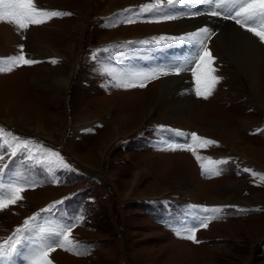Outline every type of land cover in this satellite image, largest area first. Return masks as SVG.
Returning a JSON list of instances; mask_svg holds the SVG:
<instances>
[{"label":"rangeland","instance_id":"rangeland-1","mask_svg":"<svg viewBox=\"0 0 264 264\" xmlns=\"http://www.w3.org/2000/svg\"><path fill=\"white\" fill-rule=\"evenodd\" d=\"M121 1L35 0L38 7L71 15L27 30L0 22V60L20 54L23 45L27 58L40 61L0 73V143L11 139L8 133L31 139L38 147L59 152L71 166V170L49 171L20 158L9 165L4 183L10 174L18 173L20 179L37 186L24 191L17 204L0 210V243L37 213L33 233H38L39 227H56L83 216L72 239L87 248L88 254L57 248L51 253L53 264H264V167L249 165V159L241 160L236 153L229 155L221 144L209 145L198 148V153L227 163L216 166L220 175H206L191 152L161 150L168 143H184L193 131L165 122L168 103L155 107L156 111L148 114L150 120L148 115L143 120H117L124 111L138 114L161 77L144 88L121 89L112 86L105 70L156 67L133 56L130 44L149 41L147 44L155 45L154 38L164 37L179 20L175 16L168 24L162 19L164 14L151 13L158 0ZM145 6L150 12L141 11ZM126 18L136 22L124 23ZM223 26L216 28L221 31ZM39 40L44 51L37 53L35 43ZM183 41L175 48L176 56L182 62L191 61L192 52L196 56L200 49L197 51L190 40ZM262 46L264 51V43ZM104 48L108 51H99ZM53 59L57 63H51ZM225 65L219 60L214 63L222 79L206 100L196 97L188 71L190 89L185 92L184 113L177 122L187 126L201 117L219 120L241 139L264 150L260 101L249 98L245 85ZM59 77L67 79L66 86L58 87ZM260 80L264 84V59ZM17 105L26 112L20 114ZM29 110L43 124L41 130L30 125ZM245 121L263 123L246 131ZM0 151H7L6 146ZM8 160L5 155L3 162ZM179 163L188 172L184 179L169 183V175ZM244 168L251 171L244 172ZM215 193L226 203L209 205L207 199ZM57 201L63 203L52 212H41ZM201 207L222 211L203 213ZM207 215L216 218L206 229L199 228V243L175 234V227L192 226L198 223L194 217ZM24 246L29 250L27 242ZM25 255L24 250L18 263L26 264Z\"/></svg>","mask_w":264,"mask_h":264},{"label":"snow or ice","instance_id":"snow-or-ice-1","mask_svg":"<svg viewBox=\"0 0 264 264\" xmlns=\"http://www.w3.org/2000/svg\"><path fill=\"white\" fill-rule=\"evenodd\" d=\"M201 4L214 5L209 9V14L214 17H221L223 20L234 21L241 29L251 33L257 37L260 43H264V0H198ZM169 5L173 4V0H167ZM150 8L145 6L141 9L142 12L149 11ZM131 11V10H126ZM159 11V10H157ZM198 14V13H197ZM71 15L66 11L48 10L38 7L35 0H0V22H7L15 25L20 30H27L33 25H42L52 18L65 17ZM174 15L166 14L162 16L163 20L175 19ZM124 23H134V18H126ZM158 22V21H157ZM114 26V25H110ZM215 35L214 31L204 27L197 32L188 34L184 37L193 43H198L200 51L196 53V57L191 61L179 62L175 65L167 67L156 66L145 69H119L105 70V74L111 77L112 86L121 89L144 88L147 84L160 77L169 75H180L182 72L191 71V75L195 84V95L197 98L208 99L215 86L219 83L222 77L216 74V68L213 66L216 57L205 43ZM168 39H176L175 37H160L154 38L155 43L160 44ZM141 43H149L142 41ZM20 54L7 57L5 60H0V73L12 72L14 68L21 66H31L39 63L36 59L27 58L24 53V46L20 45ZM99 51H108V48ZM95 58V57H94ZM51 63L57 61L53 59ZM163 127V126H161ZM11 139H3L0 143V149L6 146L7 151H0V210L6 209L11 205L17 204L23 199L22 193L28 188H35V182H29L25 179H20L18 173H12L17 178L4 183L6 170L11 163H14L17 158L23 159L25 162H34L32 167L46 166L49 171L68 169L71 166L65 162L63 156L59 152L45 148L43 145L39 147L36 143L27 138H21L11 133L7 134ZM183 135V133H181ZM190 142L185 140L184 143H168L161 150H185L192 153L197 162L200 164L202 173L206 175H220V171L216 166L227 163L225 160L213 159L211 157L201 156L197 149L207 148L209 145H215L217 142L198 135L195 132L190 134ZM8 155L9 160L4 161V156ZM206 161V162H205ZM244 172L251 171L249 168H244ZM254 176L257 173H252ZM264 180V175L261 176ZM63 201H57L53 205H49L41 212H52L55 207L62 204ZM193 208L200 206H191ZM203 213H219L222 211L219 207H201ZM37 213L33 217L27 218L22 227H18L12 236L8 237L4 243H0V264H14V257L18 253V247L28 244V254L26 256V264H53L50 258L51 253L57 248L72 252L77 255L88 254L87 248H81L76 241L72 239V232L75 226L84 220L83 216L78 217L66 224L56 227L43 228L39 227L38 233H33V229L37 228L35 221L39 217ZM216 218L212 215L204 216L202 219L194 217L198 220L197 224L192 226L175 227V234L183 239L190 240L194 243H199L196 233L199 228H207L208 222Z\"/></svg>","mask_w":264,"mask_h":264},{"label":"bare ground","instance_id":"bare-ground-1","mask_svg":"<svg viewBox=\"0 0 264 264\" xmlns=\"http://www.w3.org/2000/svg\"><path fill=\"white\" fill-rule=\"evenodd\" d=\"M123 1L128 0H122L121 2ZM158 1V5H155V7L152 8V12H158L164 15L170 14L179 17V20L176 23L175 27L163 35L166 38L175 37L176 39H168L166 42H161L160 44L155 43V45H145L140 43L139 41L133 42L130 44L132 55L142 61L150 62L155 66L167 67L170 65H175L179 62H182L181 58L176 56L178 53V49L175 50V48L179 47V42H184L183 40H186L184 39V37L188 36V34L195 33L199 29L207 27L215 33V35L212 36V39H208L205 41L213 56L216 57L215 64L218 60L226 64V68L231 69L235 76L239 78V81H241L245 85L246 90L250 96L249 98L253 96L254 98L256 97L258 101H260L261 108H263L264 110V84H262L260 80L264 51L262 48V43H260L259 39L257 37H254L251 33L245 31L244 29H241L234 23V21L229 20V22L223 20L221 17L219 18L211 16L208 9L209 5L207 6L206 4H201L198 2V0H173L172 5H169L167 3V0ZM128 2L124 4L128 5ZM166 21L168 22V24L172 22V20ZM163 23L166 22L164 21ZM221 24H223L224 26L222 27L221 31H219L216 26H221ZM79 27H81V25L78 24L77 30H79ZM139 35L141 34H136V36ZM117 38L122 39L129 37L118 36ZM35 44L37 53H39L40 51H44L42 50L44 47L42 41L39 40ZM192 45L196 47L197 51L198 49H200L198 43L192 42ZM182 54L185 56V53ZM191 57L192 59L196 57L193 52ZM184 61L187 60L183 59V62ZM189 76L190 75L188 71H186L182 72L180 75H169L166 77H161V81L157 83L155 87H152L151 92L149 91L150 94L145 97V101H143V103L141 104L142 108L138 114L131 113L130 111H124L119 114L117 120L120 122H124L125 120H127V118H140L141 120H143L148 114H153V112L156 111L155 107H163L165 103H168L165 111L166 116H164V118H166L165 122H176L175 125L177 127H182L185 129L189 128L190 131L193 130L192 132H195L202 137L216 141L217 143L215 145L221 144L222 147L229 150V155L232 156L236 153V156H238L241 160H243V158L249 159V165L255 164L259 165L260 167H264V165L262 164V161L264 160V150L262 148L259 149L253 146L250 143L252 141L247 142V140H244L243 138L241 139L237 131L223 125V123L219 122V120L201 117L199 118V121L195 122L194 124L189 123L187 124V126L181 125L177 122L179 115L184 113L183 105L185 103H182V100L187 97L185 95V92L190 89ZM56 83L58 87L66 86L67 79L59 77ZM225 93L227 94V91ZM169 96H171L170 99L168 98ZM15 108H18V112L21 114V111L23 110L21 106L17 105V107ZM109 108L110 107H108V109ZM23 112L26 111L23 110ZM28 113L30 114L29 116L32 119H28L29 121H31L30 125L36 126L37 130H41L43 124L39 121L36 114L32 111L30 112V110ZM20 118L23 119V114ZM150 118L151 117L149 116L148 119L150 120ZM5 121L12 124L11 119L5 118ZM36 123H38V125ZM260 123L262 124L263 121H245L244 128L246 131H252L255 130ZM30 125L26 126L30 128L33 127ZM187 133L188 132H186V134ZM235 150L239 151V153L235 152ZM173 170L174 171H172V173L169 175V179L167 180L169 183L184 179L186 176V172H188L185 166H183L181 163L177 164ZM167 185L168 184H166L165 186ZM218 196L219 195L216 193L213 196H209L207 199V203L209 205H214L216 203H226V201H221ZM28 251L29 250L26 249L25 254H27ZM21 256L24 257V249L21 251V254L18 253L15 255L14 262H17L18 257Z\"/></svg>","mask_w":264,"mask_h":264},{"label":"crops","instance_id":"crops-1","mask_svg":"<svg viewBox=\"0 0 264 264\" xmlns=\"http://www.w3.org/2000/svg\"><path fill=\"white\" fill-rule=\"evenodd\" d=\"M30 117V116H29ZM30 120H32L31 118H30Z\"/></svg>","mask_w":264,"mask_h":264}]
</instances>
